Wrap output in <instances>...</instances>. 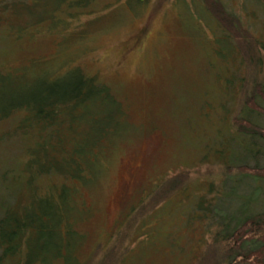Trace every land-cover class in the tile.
<instances>
[{
    "label": "trees",
    "instance_id": "1",
    "mask_svg": "<svg viewBox=\"0 0 264 264\" xmlns=\"http://www.w3.org/2000/svg\"><path fill=\"white\" fill-rule=\"evenodd\" d=\"M102 1L5 0L0 3V21L4 22L7 15L20 19L19 22L24 18V23L48 21L57 25L53 28H61L59 34L68 41L70 49L82 45L88 36L98 34L92 31L98 29L92 26V21L97 10L94 6ZM133 1L135 8L142 6L145 10L143 5L147 0ZM167 1L169 10L176 3L194 13L208 34L212 37L217 34L215 39L221 37L227 47L232 44L242 61L255 63L257 60L251 74L246 69L243 71L249 75L247 78L240 77L238 70L231 71L234 78L227 89L225 107L230 111V126L237 134L227 140L234 157L219 169L221 188L226 187L224 195L217 196L219 187L211 182L209 191L193 205L197 213L185 221L191 226L195 218H202L206 223L203 228L211 232V238L201 241L207 247L196 260L185 255L181 259L183 264H198L201 258H207L209 264H264V206L255 196V192L258 195L264 192V37H261L264 0H236L234 5L235 0ZM79 14L90 17L86 23H73ZM246 14L255 16L259 23L251 25L242 17ZM126 18L134 19L127 16L121 23ZM209 22L215 26L214 31ZM141 32L129 35L131 41H127L130 45L126 44V51L137 50ZM74 37L82 43L73 42ZM67 48L60 68L55 70L52 67L34 69L28 76L11 80L9 68H0V132L12 123L17 131L29 133L34 141L26 154L29 165L26 192L21 186L14 200L0 199V264H125L131 236L157 206L155 200L160 203L185 186L180 184L184 177L179 174L180 169L170 176L165 174L154 189L160 191L158 197H153L155 200L150 206L146 205L148 211L141 209L145 206L142 199L137 206L131 203L123 211V228L113 232L104 250L97 243L84 253L85 235L79 229L83 222L80 217L91 208L84 206L81 191L91 192L93 185L101 183L119 147L130 143L140 132L131 139L124 138L127 129L137 127L130 122L124 101L115 96L109 83L86 73L81 66H66ZM243 48L255 52L257 57L252 54L247 57ZM235 88V92L230 91ZM238 184L242 188L239 193L235 187ZM1 186L0 193L4 192ZM206 193L210 199L216 198L219 206L212 204ZM228 193L240 194V201L230 198ZM76 215L80 217L74 223ZM130 226L134 231L129 233L131 229H126ZM152 260L154 255H142V262L133 264H152ZM178 263V260L172 262Z\"/></svg>",
    "mask_w": 264,
    "mask_h": 264
},
{
    "label": "rangeland",
    "instance_id": "2",
    "mask_svg": "<svg viewBox=\"0 0 264 264\" xmlns=\"http://www.w3.org/2000/svg\"><path fill=\"white\" fill-rule=\"evenodd\" d=\"M143 6L145 10L142 6L135 8L133 0L102 1L94 6L97 10L92 21V26L98 28L92 31L98 34H88L92 37L88 36L84 43L88 40L89 43L70 49L68 41L59 34L61 28H53L57 25L44 20L24 23V18L19 22L20 19L7 15L4 22H18L0 21V68H9L11 80L28 76L34 69L52 67L55 70L63 62L67 48L66 66L77 64L86 73L109 83L115 96L124 101L130 122L137 126L127 129L124 138L140 134L119 147L101 183L93 185L91 192L81 191L84 206L91 208L81 217L76 215L74 220L75 223L80 217L83 221L79 229L85 235L84 253L97 243L103 251L113 232L123 228V211L131 203L137 206L141 199L145 205L141 209L148 211L146 205L150 206L160 193L154 189L162 177L180 169L179 174L184 175L180 184L184 188L160 203L155 200L157 206L144 221H139L141 225L131 236L125 264L142 262V255H154L152 264H172L173 260L183 264L182 255L196 260L207 247L201 241L211 238V232L203 228L206 223L202 218H195L191 226L185 223L186 218L197 213L193 205L209 191L211 182L219 187L217 196L224 195L226 187L221 188L219 169L234 157L227 140L237 133L230 126V111L225 107L229 84L234 78L231 71L238 70L240 77L247 78L245 69L251 74L257 60L255 63L242 61L232 44L227 47L221 37L215 39L217 34L215 37L208 34L186 7L173 3L169 10L167 0H147ZM127 16L134 19L126 18L121 23ZM87 17L90 15L79 14L72 21L83 24ZM242 17L251 25L259 23L253 15ZM209 23L214 31L215 26ZM135 31H142L138 48L126 51L127 41H131L129 35ZM35 32L38 33L35 35ZM261 37H264V24ZM73 42L82 43L76 37ZM243 50L247 57L251 54L257 57L255 52ZM14 126L10 123L0 132V185L4 189L0 199L9 202L15 199L21 186L26 192L29 173L26 154L34 142L29 133L19 132ZM235 187L237 193L242 190L240 184ZM228 196L238 202L241 199L240 194L228 193ZM255 196L264 206V192L259 195L255 192ZM29 198L32 199L31 195ZM208 200L219 206L216 198L210 199L208 195ZM205 260L201 258L198 264H209Z\"/></svg>",
    "mask_w": 264,
    "mask_h": 264
}]
</instances>
